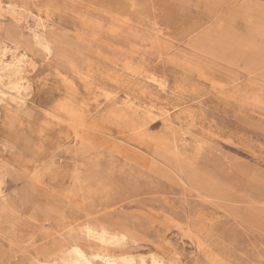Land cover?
<instances>
[{
	"label": "rangeland",
	"instance_id": "374dc122",
	"mask_svg": "<svg viewBox=\"0 0 264 264\" xmlns=\"http://www.w3.org/2000/svg\"><path fill=\"white\" fill-rule=\"evenodd\" d=\"M1 58L0 264H264V0H0Z\"/></svg>",
	"mask_w": 264,
	"mask_h": 264
},
{
	"label": "bare ground",
	"instance_id": "6f19581e",
	"mask_svg": "<svg viewBox=\"0 0 264 264\" xmlns=\"http://www.w3.org/2000/svg\"><path fill=\"white\" fill-rule=\"evenodd\" d=\"M17 24V23H16ZM19 25V24H18ZM2 52V50H1ZM3 54L5 52H2ZM20 69L13 62H5L0 59L1 77L5 76L8 79L10 88L19 89L21 84L18 81ZM2 164L0 163V217L2 214ZM93 213V212H91ZM15 226V225H14ZM80 235L85 241L93 242L98 246L103 247H122L126 243V235L122 232H117L108 225L101 224L96 227H86L80 231ZM134 248V247H133ZM122 249V248H121ZM103 264H135L133 256L121 255L119 260L113 258L107 253L98 255ZM49 262L46 260H37L35 264H90L94 258L93 254L86 253L80 246L72 245L69 247H57L50 251ZM141 264H146L143 258H139ZM150 264H164L163 260L156 256H150Z\"/></svg>",
	"mask_w": 264,
	"mask_h": 264
}]
</instances>
